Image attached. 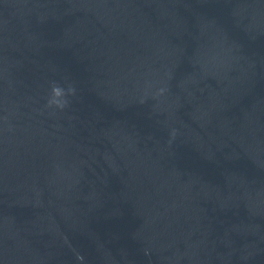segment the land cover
Returning <instances> with one entry per match:
<instances>
[{
	"label": "water",
	"instance_id": "water-1",
	"mask_svg": "<svg viewBox=\"0 0 264 264\" xmlns=\"http://www.w3.org/2000/svg\"><path fill=\"white\" fill-rule=\"evenodd\" d=\"M0 264H264V0H0Z\"/></svg>",
	"mask_w": 264,
	"mask_h": 264
},
{
	"label": "clouds",
	"instance_id": "clouds-1",
	"mask_svg": "<svg viewBox=\"0 0 264 264\" xmlns=\"http://www.w3.org/2000/svg\"><path fill=\"white\" fill-rule=\"evenodd\" d=\"M76 89L73 85L69 84L67 89L59 84L53 83L51 88V98L48 101L49 106H55L59 109H64L68 106L67 96H74Z\"/></svg>",
	"mask_w": 264,
	"mask_h": 264
}]
</instances>
